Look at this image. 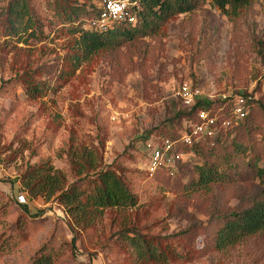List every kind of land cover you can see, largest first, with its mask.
Returning <instances> with one entry per match:
<instances>
[{"label":"rangeland","instance_id":"obj_1","mask_svg":"<svg viewBox=\"0 0 264 264\" xmlns=\"http://www.w3.org/2000/svg\"><path fill=\"white\" fill-rule=\"evenodd\" d=\"M60 1L30 0L44 27L38 38L6 36L0 16V264H31L41 250L54 264H264V234L225 251L214 245L224 214L264 199V177L244 168L239 179L191 190L195 168L216 158L205 151L183 153L186 164L176 174L179 161L156 177L147 169L149 146L190 124V107L179 96L183 83L214 106L221 94L247 91L264 103V0L236 16L199 0L156 34L100 51L77 67L74 37L57 16ZM67 1L88 6L91 0ZM5 4L0 0V11ZM29 82L49 89L32 98L25 93ZM236 145L264 169V111L216 153L234 156ZM41 162L64 174L65 187L83 189L110 166L137 205L104 209L91 224H77L55 197L31 199L23 191L20 177ZM132 233L158 242L166 263L140 262L125 239Z\"/></svg>","mask_w":264,"mask_h":264},{"label":"trees","instance_id":"obj_2","mask_svg":"<svg viewBox=\"0 0 264 264\" xmlns=\"http://www.w3.org/2000/svg\"><path fill=\"white\" fill-rule=\"evenodd\" d=\"M198 1L137 0V5L131 8L136 17L135 22L133 24L122 23L107 31L82 27L94 19L100 11L92 0L88 6L61 0L57 8V16L62 19L61 23L64 26L69 27L67 31L74 37L73 63L77 67L100 51L111 50L123 42L156 34L174 16L192 11ZM211 1L223 14L236 16L239 9L249 7L257 0ZM5 3L4 8L0 11V16L3 17L6 36L18 37V39L26 36L30 39L43 35L44 27L33 11L30 0H5ZM48 89L45 83L29 82L25 86V93L36 98L44 95ZM219 105L224 106L221 112L217 109ZM231 107L232 105L228 100H220L216 106L212 103L198 101L185 113L190 124L184 128L182 133H188L191 129L190 125L197 122L199 111L211 110V113L218 114V132L214 137H201L193 140L191 144H180L179 146V150L184 154L205 151L210 156L216 157L211 161L205 160L195 168L196 178H192L188 183L191 190H208L212 185L239 179L240 176L237 171L244 168L246 171H254L259 179L264 177V169L257 167V159L247 160L248 155L242 145L234 147V156L216 153L224 139L230 136L233 131L237 129L246 131L250 128L254 112L264 111L263 101L258 100L250 105L244 119L236 120ZM223 120L228 121L229 124L221 127ZM182 133L176 136H163L162 138L173 140L179 138ZM85 156L89 158L90 168H95L94 158L91 155ZM185 164L186 161H179L178 169H175L174 174ZM82 165L84 164L82 163ZM157 172L153 175H159L160 172ZM20 184L23 191L31 199L41 197L48 201L55 197L77 224H91L103 213L104 209H132L137 205L135 194L110 166L96 173V178L89 189H83L76 184L65 187L64 174L54 169L47 162L28 166L20 177ZM22 207L24 210L27 209L25 204ZM221 221L222 224L216 231L214 241L215 248L219 251L232 248L251 237L263 235L264 199L256 200L241 210L224 214ZM125 239L140 262L166 263L167 257L159 248L158 242L154 243L149 238L137 233H132V236H127ZM31 264H54V262L49 251L41 250Z\"/></svg>","mask_w":264,"mask_h":264},{"label":"built area","instance_id":"obj_3","mask_svg":"<svg viewBox=\"0 0 264 264\" xmlns=\"http://www.w3.org/2000/svg\"><path fill=\"white\" fill-rule=\"evenodd\" d=\"M137 5V0H99L100 9L98 15L84 24V29L97 31H107L110 28L122 23L133 24L135 15L132 13V7ZM254 92H241L234 96L221 94L220 100H228L232 105V113L236 120H242L248 113L250 105L258 101ZM199 89H192L189 84L183 83L180 87L179 96L184 105L191 107L203 96ZM264 97V95H263ZM219 112L224 109L223 105L217 107ZM218 114L211 113V110H201L197 113V122L190 125V131L183 133L177 139L159 138L156 145L149 146L151 154L149 155V165L147 167L149 175L152 176L160 169L171 171L174 164L183 158V153L179 150L180 144H191L194 140L201 137L212 138L218 132L217 126ZM226 120L221 122V127L227 126ZM21 202H25L24 196H19Z\"/></svg>","mask_w":264,"mask_h":264}]
</instances>
